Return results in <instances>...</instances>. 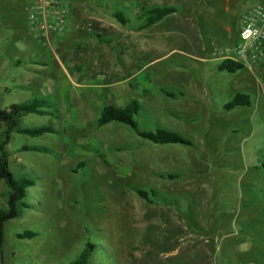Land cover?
<instances>
[{
    "label": "rangeland",
    "instance_id": "1",
    "mask_svg": "<svg viewBox=\"0 0 264 264\" xmlns=\"http://www.w3.org/2000/svg\"><path fill=\"white\" fill-rule=\"evenodd\" d=\"M16 1L0 0V112L44 102L18 126L50 132H13L5 147L33 185L5 223L0 264H67L87 244L89 264H264V67L229 74L199 59L236 45L255 0H71L60 47L13 20ZM155 8L175 12L141 30ZM238 90L251 107L225 110ZM132 100L141 131L191 145L96 125ZM7 193L0 180V210Z\"/></svg>",
    "mask_w": 264,
    "mask_h": 264
},
{
    "label": "trees",
    "instance_id": "2",
    "mask_svg": "<svg viewBox=\"0 0 264 264\" xmlns=\"http://www.w3.org/2000/svg\"><path fill=\"white\" fill-rule=\"evenodd\" d=\"M173 8H155L147 12V22L141 29L150 27L153 24L161 21L164 17L172 14ZM120 17V16H119ZM244 67L238 63H235L229 59L223 60L219 66V72H226L229 74L236 73L243 70ZM39 104H44L41 102ZM41 105V106H42ZM38 104H12L5 111L0 112V121L4 123L5 129L0 141V180L4 181L8 188L7 193V208L0 210V253L2 254L3 245L5 241V223L9 220L18 218L21 215L20 203L26 197L27 190L33 185V182L24 176H15L8 169V153L5 151V147L10 141V136L13 132L19 134H28L31 136H39L44 133H49V128H39L35 130H25L18 126V119L27 114L45 115L47 111L40 110ZM238 106H250L249 97L243 94H237L234 99L225 105L226 110H233ZM140 106L136 100H132L124 107L106 106L104 107L98 119L96 125L101 127L111 122H118L131 127L140 137L151 141L155 144H181L184 146H190L191 143L179 134L169 130H157L141 131L138 128L137 122L134 117L138 115ZM152 196L155 197L156 192L150 191ZM137 194L147 199L148 194L145 191H137ZM22 204V203H21ZM24 206V205H23ZM21 238H32L33 232L24 231L19 235ZM95 247L92 244H87L82 252L72 261L67 264H89L92 255L94 254Z\"/></svg>",
    "mask_w": 264,
    "mask_h": 264
},
{
    "label": "built area",
    "instance_id": "3",
    "mask_svg": "<svg viewBox=\"0 0 264 264\" xmlns=\"http://www.w3.org/2000/svg\"><path fill=\"white\" fill-rule=\"evenodd\" d=\"M71 0H31L27 7V24L36 38L48 43L63 37L72 25ZM73 24L76 27L75 22ZM226 58L245 68L264 67V0H255L239 19L236 45L225 51Z\"/></svg>",
    "mask_w": 264,
    "mask_h": 264
},
{
    "label": "crops",
    "instance_id": "4",
    "mask_svg": "<svg viewBox=\"0 0 264 264\" xmlns=\"http://www.w3.org/2000/svg\"><path fill=\"white\" fill-rule=\"evenodd\" d=\"M31 0H28V1H25L24 0V2L23 3H21V0H18V1H16V3H11V8H12V18H13V20L15 19V18H17L18 19V21L19 22H22V24H21V26L24 28V25L26 26H28V24H27V7H28V5H29V2H30ZM249 6H250V4H248V5H245L244 7H243V9H242V11H246L248 8H249ZM243 12V13H244ZM72 15H73V13H72ZM240 19V18H239ZM73 22H75L76 23V17L75 16H72V25H70L69 27L71 28H73ZM68 27V28H69ZM141 30H145V29H141ZM68 32V31H67ZM67 36V33L63 36V37H52L51 38V41L53 42V43H55V44H57V46L58 47H60L62 44H63V42H65V41H70L71 40V37H66ZM227 46V45H226ZM225 46V47H226ZM195 48L197 47V46H194ZM231 50L230 48H225L224 50L222 49V47L217 51V52H215V50H214V52H211L210 54H207V58H205V57H200L199 59H200V61L202 60L203 62H205V61H210V62H214V63H216V70H217V72H219L218 71V66H219V64L223 61V60H225V58H226V54H225V51L226 50ZM201 52H203L204 51V48H202L201 47ZM33 63H34V61H33ZM20 64V63H19ZM18 64V65H19ZM244 70V69H243ZM240 71H242V70H240ZM239 72V71H238ZM222 73V72H221ZM237 73V72H236ZM236 73H233V74H236ZM241 90V89H240ZM240 90H238V91H236V93L235 94H230L229 95V102H231L233 99H234V97L238 94V93H242ZM182 96H184L183 94H181ZM228 102V103H229ZM250 102V101H249ZM227 103V104H228ZM226 105V104H225ZM225 105H224V107H225ZM238 107H251V102H250V106H238ZM237 108V107H236ZM236 108H234V109H236ZM225 109V108H224ZM233 109V110H234ZM226 110V109H225ZM227 111H232V110H227Z\"/></svg>",
    "mask_w": 264,
    "mask_h": 264
}]
</instances>
